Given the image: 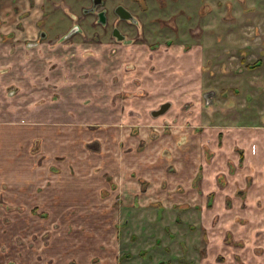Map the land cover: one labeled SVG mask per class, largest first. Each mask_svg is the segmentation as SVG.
Wrapping results in <instances>:
<instances>
[{
    "label": "rangeland",
    "instance_id": "1",
    "mask_svg": "<svg viewBox=\"0 0 264 264\" xmlns=\"http://www.w3.org/2000/svg\"><path fill=\"white\" fill-rule=\"evenodd\" d=\"M17 3L0 14V123L13 138L0 150V264H134L143 249L148 262L140 238L179 240L176 216L188 230L199 213L235 214L237 231L264 224L214 193L200 201L197 186L223 127L236 162L219 186L264 197V0H107L109 23L116 5L138 22L118 20L124 42L83 12L91 0ZM255 129L261 150L245 157Z\"/></svg>",
    "mask_w": 264,
    "mask_h": 264
},
{
    "label": "crops",
    "instance_id": "2",
    "mask_svg": "<svg viewBox=\"0 0 264 264\" xmlns=\"http://www.w3.org/2000/svg\"><path fill=\"white\" fill-rule=\"evenodd\" d=\"M25 1L26 5L24 3ZM14 2H18L17 6L21 11L25 9L29 11L31 8L28 0H24V2L18 0H4L0 1V14H5L7 11L11 13ZM21 11H18L17 13L21 14ZM12 12L14 11L12 10ZM27 23L28 24L25 25H30V22ZM201 48V53L199 54L200 59H202V56L204 55V49L202 46ZM23 122V124L20 123L19 125H36L32 124V120H25ZM2 126L6 125L0 123V150L3 151L6 147L7 140L11 141L13 138L11 136V131H7V128ZM255 130L256 137H251L245 145V157L256 155L261 150L260 145L262 142V137H260V134H257L259 130ZM217 132L218 133L212 135L209 140H206L207 142L205 141L209 145V147L213 149V152L209 158H207L204 153H202L201 156L202 179L199 180L200 182L197 186L200 189H207V191L202 194V198L199 199L198 197V199L200 201L206 200L208 202L207 195H209L210 193H214V197L212 199V203L214 205L225 206L228 200V202H232V205L234 206L252 207L253 211L257 212H254V216L256 219L251 222L264 223V197H253L252 194L248 193L247 197L242 200L240 197H236L234 195L236 186L233 183L232 186L231 184H229L227 187L219 186L217 178L220 173L232 176V174H230V162L231 165L232 160L236 162V160L234 159L236 153L233 149L234 139L232 138V135L234 133L232 132V129L222 127ZM219 133H222L220 139L217 138V135L219 136ZM10 155L11 154L8 155L9 157L5 156V158H10ZM1 157L2 159H4L2 155ZM31 169L32 171H38L39 166L34 165ZM1 174H3V171L0 172V175ZM239 174L242 175V173L240 172ZM1 179L2 178H0V183ZM26 179L28 180V182H26L28 185L32 184L30 178L27 177ZM39 180L40 179L37 178V181ZM260 190H264V187ZM37 194L38 195L36 196V202L38 204L39 193L37 192ZM227 194H229L231 197L228 198ZM184 217L176 216L169 221L172 232L178 235L177 237L179 238V240H173L172 234L169 236L165 235L164 238L161 237L158 239H154L153 241H151V236L141 237V240L139 241L140 245H147L150 250V253L148 255V262H145V260L147 259L144 255L146 249H143L142 252L140 251L138 253V259H135V262L133 261V263L264 264V224H262L261 226H257L254 231H251L252 229L246 231L244 230L245 228L243 230L239 229L237 231L235 230V227L238 226L240 217L235 214H221V216H210L199 213L195 218V221L198 223L197 229L193 230L194 227H191L190 230H188L185 229L184 226L182 227ZM245 222L247 221L245 220ZM125 223H128L127 219L125 220ZM248 224L249 222H247L245 226H247ZM153 242H155L156 245L162 244L163 248L152 247ZM220 259H222V261H220Z\"/></svg>",
    "mask_w": 264,
    "mask_h": 264
},
{
    "label": "flooded vegetation",
    "instance_id": "3",
    "mask_svg": "<svg viewBox=\"0 0 264 264\" xmlns=\"http://www.w3.org/2000/svg\"><path fill=\"white\" fill-rule=\"evenodd\" d=\"M92 1V4L94 5L93 7H90L89 9H83V12L85 14L87 13H92V14H95L96 16V20H95V23H99L104 29L106 30H109L110 33H111V39L112 40H115L117 42H124V41H128L127 40V36L126 34H124V32H122L121 28H120V21H124L126 23H130L134 26L138 25V22H130L131 19H124V18H121L118 13L116 12V9L118 6L120 5H116L112 8V11L113 13L116 15L117 17V21H114L112 23H109V10L107 7H105L106 5V2L107 0H97V3L94 2V0H91ZM98 6H101L102 8L101 9H97ZM104 6V7H103ZM122 6V5H121ZM124 7V6H123ZM125 8V7H124ZM126 9V8H125ZM89 10V11H88ZM129 11V10H128ZM130 12V11H129ZM131 13V12H130ZM132 14V13H131ZM133 16V15H132ZM71 18L73 19L74 17L71 16ZM114 30H116L115 32L120 34V35H123V38L122 39H118L116 36H114ZM73 34V33H72ZM165 103V102H164ZM163 104V103H162ZM169 109V108H168ZM167 109V110H168ZM166 110V111H167ZM165 111V112H166ZM164 114V113H163Z\"/></svg>",
    "mask_w": 264,
    "mask_h": 264
},
{
    "label": "water",
    "instance_id": "4",
    "mask_svg": "<svg viewBox=\"0 0 264 264\" xmlns=\"http://www.w3.org/2000/svg\"><path fill=\"white\" fill-rule=\"evenodd\" d=\"M94 2L97 3V0H94ZM116 12L118 13V15L121 18L131 19V20L134 19L132 14L127 9H125L123 6H121V5L117 7ZM115 31L116 30H114V36H116L118 39H122L123 35H120V34L116 33ZM169 107H170V103L169 102H165V103L161 104L158 109L153 110L151 112V115L154 116V117L162 115L163 113H165V111Z\"/></svg>",
    "mask_w": 264,
    "mask_h": 264
}]
</instances>
